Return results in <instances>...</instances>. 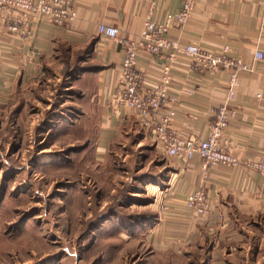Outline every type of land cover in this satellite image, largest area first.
Listing matches in <instances>:
<instances>
[{
	"label": "rangeland",
	"instance_id": "rangeland-1",
	"mask_svg": "<svg viewBox=\"0 0 264 264\" xmlns=\"http://www.w3.org/2000/svg\"><path fill=\"white\" fill-rule=\"evenodd\" d=\"M75 57L0 97V264H209L207 235L159 250L144 233L167 160L136 128L96 149L95 79ZM243 225L219 264H264V218Z\"/></svg>",
	"mask_w": 264,
	"mask_h": 264
},
{
	"label": "crops",
	"instance_id": "crops-1",
	"mask_svg": "<svg viewBox=\"0 0 264 264\" xmlns=\"http://www.w3.org/2000/svg\"><path fill=\"white\" fill-rule=\"evenodd\" d=\"M76 12L65 25H51L44 18L31 22L32 37L21 41L0 26V97L19 91L25 82L43 75L49 60L55 58L60 44L82 50L91 44V51L82 58L93 66L87 71L95 79L98 124L96 149L102 154L109 143L124 130L140 131V140L152 141L167 160L168 175L153 185L158 199L157 215L143 225L152 235L159 250L169 245L197 240L207 235L211 255L209 264L224 260L225 251L233 250L241 241L243 223H256L264 218V175L246 165L264 153V1L263 0H193V8L180 27H172L167 36L179 43L196 42L203 47L217 48L228 44L232 53L240 55L254 69L241 71L229 104L236 108L222 139L226 149L240 159L238 166L219 165L204 174L197 155L183 161L170 156L144 129L131 108L112 113L103 107V99L115 81L122 61L121 44L98 33V23L114 25L119 36L138 37L146 17H160L165 11L175 12L181 0H72ZM39 52L29 56L30 49ZM256 50L263 52L254 60ZM162 56L140 51L137 68L144 74V84L154 85L159 77ZM170 93L175 96L177 113L172 127L179 136L202 138L213 120L215 106L227 99L228 71L199 73L190 68L186 57L178 56L172 64ZM257 93H261L258 98ZM6 100V99H5ZM136 128V129H135ZM202 186L211 206L204 217L191 214L184 207V198ZM178 241V243H174Z\"/></svg>",
	"mask_w": 264,
	"mask_h": 264
},
{
	"label": "built area",
	"instance_id": "built-area-1",
	"mask_svg": "<svg viewBox=\"0 0 264 264\" xmlns=\"http://www.w3.org/2000/svg\"><path fill=\"white\" fill-rule=\"evenodd\" d=\"M264 1V0H263ZM193 8V0H181L180 8L165 11L160 17H146L138 37L130 39L119 36L114 25L98 23V33L117 40L122 46L123 57L115 81L104 97L103 107L112 113L122 108H131L140 125L146 129L166 153L185 161L193 155L200 159L203 174L219 165L238 166L240 159L226 149L227 139H222L228 123L236 114V108L229 104L233 99L234 86L241 71L253 72V68L240 55L232 53L228 44L217 48L203 47L196 42L179 43L167 36L172 27L180 28ZM76 16L72 0H0V26L6 28L21 41L29 42L32 37L31 22L44 18L51 25H65ZM140 51L162 56L159 77L154 85L144 84V74L137 68ZM39 52L30 49L29 56ZM189 60L190 68L199 73L228 71V89L225 102L212 108L213 120L207 134L202 138L179 136L172 127L177 113L170 93L172 64L178 56ZM263 52L256 50L254 60H261ZM258 98L261 93H257ZM246 165L264 175V153L257 160H248ZM184 207L191 214L207 217L211 206L202 186L188 192ZM264 207V201H263Z\"/></svg>",
	"mask_w": 264,
	"mask_h": 264
},
{
	"label": "trees",
	"instance_id": "trees-1",
	"mask_svg": "<svg viewBox=\"0 0 264 264\" xmlns=\"http://www.w3.org/2000/svg\"><path fill=\"white\" fill-rule=\"evenodd\" d=\"M57 51L68 52V53L75 51L76 57L78 56L77 57L78 63H82L81 64L82 66H80L81 67L80 70L83 73L91 70V68L93 67L91 65V63L87 59L83 60V62H81L82 60H80L83 57H85L91 51V44L90 45H87L82 50L81 49L80 50H77V49L75 50V49L71 48L69 45L63 43V44H60L59 45V47L57 48ZM76 57L73 58V60L68 64V66H70V67L71 66H74V68H76L78 70L77 65H76V62H75L76 61ZM84 96L85 97H89V94H87V92H84ZM95 102H96V99H95ZM94 104L97 107V103H94ZM95 133L97 134V131H95ZM95 137H96V135L93 138L95 139Z\"/></svg>",
	"mask_w": 264,
	"mask_h": 264
},
{
	"label": "bare ground",
	"instance_id": "bare-ground-1",
	"mask_svg": "<svg viewBox=\"0 0 264 264\" xmlns=\"http://www.w3.org/2000/svg\"><path fill=\"white\" fill-rule=\"evenodd\" d=\"M148 184V183H147Z\"/></svg>",
	"mask_w": 264,
	"mask_h": 264
}]
</instances>
